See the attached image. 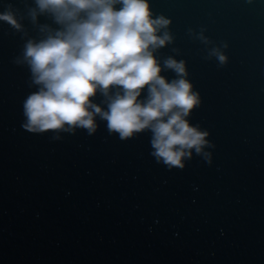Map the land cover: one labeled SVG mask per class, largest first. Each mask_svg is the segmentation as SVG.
<instances>
[{
  "label": "water",
  "instance_id": "obj_1",
  "mask_svg": "<svg viewBox=\"0 0 264 264\" xmlns=\"http://www.w3.org/2000/svg\"><path fill=\"white\" fill-rule=\"evenodd\" d=\"M150 3L172 20L156 55L186 61L201 101L188 119L209 133L211 163L193 152L169 168L150 131L120 139L99 117L91 135L26 130L35 86L17 61L40 35L34 3L0 0L23 18L19 31L0 21V264H264V0ZM201 31L228 44L226 64L208 58Z\"/></svg>",
  "mask_w": 264,
  "mask_h": 264
},
{
  "label": "clouds",
  "instance_id": "obj_2",
  "mask_svg": "<svg viewBox=\"0 0 264 264\" xmlns=\"http://www.w3.org/2000/svg\"><path fill=\"white\" fill-rule=\"evenodd\" d=\"M27 17L39 38L24 42L17 61L28 66L35 90L23 101V127L33 133L97 130V117L120 139L150 131L151 155L169 168H184L193 152L211 163L209 133L188 117L200 95L187 78L186 61L156 53L174 41L172 20L150 0H32ZM251 2V0H249ZM41 16L52 23H40ZM11 4L0 21L23 24ZM189 32H192L189 29ZM208 58L228 62L224 49L201 31ZM178 52V49H173ZM172 70L171 80L161 75ZM104 97L97 103L94 97Z\"/></svg>",
  "mask_w": 264,
  "mask_h": 264
}]
</instances>
